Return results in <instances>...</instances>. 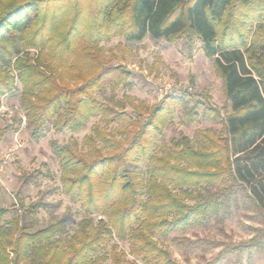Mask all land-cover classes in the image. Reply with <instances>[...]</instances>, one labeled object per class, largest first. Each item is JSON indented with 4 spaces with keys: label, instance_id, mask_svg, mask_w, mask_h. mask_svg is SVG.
Listing matches in <instances>:
<instances>
[{
    "label": "trees",
    "instance_id": "1",
    "mask_svg": "<svg viewBox=\"0 0 264 264\" xmlns=\"http://www.w3.org/2000/svg\"><path fill=\"white\" fill-rule=\"evenodd\" d=\"M262 1L0 0V97L13 95L19 82V105L34 140L49 125L75 132L107 113L96 95L124 83L126 74L102 64L98 44L115 34L128 42L196 38L213 60L227 102L223 114L204 108L216 128L198 131L197 144L185 136L164 143L174 105L187 108L182 97L168 95L143 120L131 122L125 147L104 156L51 141L62 193L79 203L84 217L68 239L57 236L59 223L29 233L12 220L9 237L0 240V264H133L115 241L128 243L145 264H179L155 237L205 223L238 201L263 226L257 235L264 234V31L255 35L264 30V10L255 7L251 18L243 14L248 18L243 22L236 16L239 8ZM28 48L37 50L34 58ZM65 79L79 84L68 88ZM197 105L186 109L187 123L196 119ZM223 181L229 183L215 190L196 189ZM3 213L0 209V217ZM241 246L222 250L207 264H221Z\"/></svg>",
    "mask_w": 264,
    "mask_h": 264
},
{
    "label": "rangeland",
    "instance_id": "2",
    "mask_svg": "<svg viewBox=\"0 0 264 264\" xmlns=\"http://www.w3.org/2000/svg\"><path fill=\"white\" fill-rule=\"evenodd\" d=\"M255 7L264 10V1L239 8L235 15L241 17L239 20L243 22L253 16ZM25 13L21 12V20ZM255 25V22L251 25L248 41L253 36ZM262 31L255 35L260 36ZM98 45L103 57L102 64L116 67L126 76L124 83L112 88L107 85L101 96L96 95L108 111L89 118L79 131L56 132L49 125L44 136L34 140L26 126L24 110L19 105V82H14L13 95L0 97V209L4 210L0 217V240L9 237L12 220H17L29 233L59 223L61 230L57 236L68 239L84 217L79 203L72 202L69 196L62 193L59 160L52 152L51 141L58 146H69L76 152L86 151L90 155L104 156L114 149L125 147L134 130L131 122L143 120L148 110L168 95L182 97L187 108L194 103L198 105L195 109L196 119L191 123L186 122L187 108L174 105L176 113L165 129L164 143L170 144L172 140L185 136L197 144L198 131L216 128L212 119L204 114V108L213 107L220 114L227 111L221 77L214 68L213 60L205 56L196 38L188 41L185 36H179L171 41H154L145 37L139 42H128L123 35L115 34ZM26 51L30 58L37 53L33 48ZM67 80L64 84L68 88L79 84ZM124 115L131 121L124 119ZM103 136L112 142H105ZM88 137L92 140H88ZM228 183L202 184L196 189L215 190ZM186 201L192 203L190 199ZM250 213L240 201L238 204L230 202L228 211H220L205 223L155 238L158 245L165 248L179 264H207L222 250L241 244L244 246L226 256L221 264H264V234L261 237L257 235L263 226L251 219ZM174 238H187L190 241L204 239L218 245L208 247L199 242L192 245L186 241H175ZM252 238H256L254 245H251ZM115 242L117 251L123 252L126 260L133 264H145L129 252L128 243Z\"/></svg>",
    "mask_w": 264,
    "mask_h": 264
},
{
    "label": "built area",
    "instance_id": "3",
    "mask_svg": "<svg viewBox=\"0 0 264 264\" xmlns=\"http://www.w3.org/2000/svg\"><path fill=\"white\" fill-rule=\"evenodd\" d=\"M167 87H168V88H170V86H169V85H167ZM178 88H179V87H178ZM178 88H177V89H178Z\"/></svg>",
    "mask_w": 264,
    "mask_h": 264
}]
</instances>
